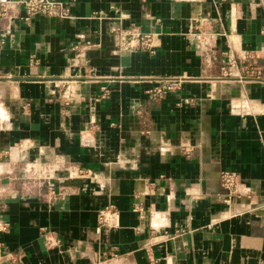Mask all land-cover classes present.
<instances>
[{"label":"crops","instance_id":"0c3cea01","mask_svg":"<svg viewBox=\"0 0 264 264\" xmlns=\"http://www.w3.org/2000/svg\"><path fill=\"white\" fill-rule=\"evenodd\" d=\"M55 1L0 18V264H264V0Z\"/></svg>","mask_w":264,"mask_h":264},{"label":"built area","instance_id":"2783aa9c","mask_svg":"<svg viewBox=\"0 0 264 264\" xmlns=\"http://www.w3.org/2000/svg\"><path fill=\"white\" fill-rule=\"evenodd\" d=\"M19 7L23 11L21 20L29 23L35 17H50L58 8L60 3L55 0H0V18H4L9 15L12 8ZM136 45L146 50L152 51L155 48V36L152 34H137L134 36ZM131 43V42H130ZM129 43V44H130ZM258 73V72H256ZM177 83H162L155 86L152 90L147 92V95L151 99H160L176 88ZM187 155L189 151L184 150ZM53 169L41 168L40 165L34 164L22 168L20 171L21 178L26 181H35L38 188H46L47 194L50 198H56L60 195L59 190H56L55 184L52 182L54 175L52 174ZM49 172V174H47ZM51 172V173H50ZM73 175V174H72ZM88 172L81 169L77 170L74 177H85ZM219 186L226 193L225 196L229 199L233 195V191L237 186L238 176L234 172H221L219 175ZM119 226V217L116 208L113 205H108L101 209L97 214V224L95 228V234H99L104 228H117ZM58 244V241H52L46 239V245L49 247ZM114 251V249H112ZM111 250V252H112ZM114 255V252H112ZM115 256V255H114Z\"/></svg>","mask_w":264,"mask_h":264}]
</instances>
